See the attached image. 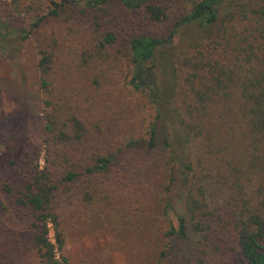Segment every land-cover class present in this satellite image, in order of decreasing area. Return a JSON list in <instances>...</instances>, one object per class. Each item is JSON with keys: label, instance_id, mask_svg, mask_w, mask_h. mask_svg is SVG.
Wrapping results in <instances>:
<instances>
[{"label": "rangeland", "instance_id": "1", "mask_svg": "<svg viewBox=\"0 0 264 264\" xmlns=\"http://www.w3.org/2000/svg\"><path fill=\"white\" fill-rule=\"evenodd\" d=\"M52 2L61 5L56 14L50 13ZM151 4L164 10L166 18L151 21L144 7L130 10L118 0L94 8L82 0H0V186L18 182L15 173L29 168L78 173L76 180L63 181L60 187L65 193L57 210L60 249L53 228L49 231L56 259L63 257L67 264H164L161 251L169 243H180L166 233L177 227L182 190L170 185L172 160L159 133L157 145L148 146L155 108L146 92L129 83L128 46L136 35L167 38L193 1ZM217 11L212 30L178 28L172 44L177 57L165 72L158 65L159 79L166 73L174 77L176 106L199 101L194 91L205 90L201 78L228 75L234 54L226 40L231 46L243 36L260 40L256 28L263 20L264 0H220ZM108 36L111 42H105ZM43 53L50 56L45 77L38 68ZM42 80L49 83V95ZM53 111L58 127L74 117L84 130L81 140L60 145L56 154L49 152L47 164L43 117ZM212 124L218 131L219 121L211 118ZM99 157L110 161L107 169L88 174L86 169ZM12 158L16 163L9 166ZM203 183L209 209L218 211L213 217L219 221L207 222L211 231L208 238L204 233L199 260L183 264H243L232 242L234 217L230 210L224 212L233 192L216 175ZM29 223L0 190V239L25 242L18 264H41L34 248L26 250ZM0 261L6 264L5 258Z\"/></svg>", "mask_w": 264, "mask_h": 264}, {"label": "trees", "instance_id": "2", "mask_svg": "<svg viewBox=\"0 0 264 264\" xmlns=\"http://www.w3.org/2000/svg\"><path fill=\"white\" fill-rule=\"evenodd\" d=\"M82 1L85 6L94 8L110 0ZM118 1L130 10L144 7L151 21L160 22L166 18L164 10L151 4L155 0ZM191 1L192 9L174 24L167 38L136 35L128 46L132 69L129 83L134 90L146 92L155 108V122L150 127L148 146L154 148L157 145L159 133L172 160L170 185L182 190V213L176 215L177 227H170L166 233L180 243H169L161 251L159 259L164 264H183L192 258L199 260L197 254L202 240L206 235L208 238L211 231L207 222L219 221L213 217L218 211L209 209L208 189L203 183L204 179L206 181L209 176L216 175L233 192L224 212L230 210L234 217L232 242L239 258L243 264H264V13L256 28L259 41H249L247 36L239 38L232 46L228 40L225 41L234 54L229 63L232 64L231 71L225 72L228 75L201 78L200 84L205 90L194 91L199 101L176 106L172 102L176 89L174 77L171 80L166 73L164 78L159 79L158 65L159 70L165 72L171 67L172 58L177 57L172 44L178 28L194 26L196 29L209 27L208 30H212L218 20L220 0ZM51 5L54 9L50 13L56 14L61 5L56 2ZM242 38L244 40L240 41ZM111 40L112 37L108 36L105 42ZM49 62L50 56L43 53L38 65L43 77L48 73L46 65ZM41 86L49 92L48 95L51 93L48 82L42 80ZM45 104L51 107L48 102ZM211 118L219 121L218 131L216 125H209ZM43 121L49 147L45 161L49 164V152L56 154L60 145L68 146L81 140L84 129L74 117L58 127L54 111L45 112ZM174 147L180 152L177 153ZM207 155L215 159L210 161L205 157ZM25 157L29 158L27 154ZM15 163V158L8 161L9 166ZM109 163L108 159L99 157L86 172H102ZM19 164L23 167L22 161ZM21 173L16 172L13 178H19L18 182H2L0 190L13 201L17 212L30 222L26 250L34 248L41 264H67L63 257L56 259V247L49 239V231L52 227L57 248L60 249L62 237L57 210L65 194L60 187L63 181L76 180L78 173L56 175V171L47 167L43 170L29 168ZM23 243L20 239L7 242L0 239V258H5L6 264H18V252ZM219 248V244L215 243L213 249L219 253ZM0 264L5 262L0 261Z\"/></svg>", "mask_w": 264, "mask_h": 264}]
</instances>
